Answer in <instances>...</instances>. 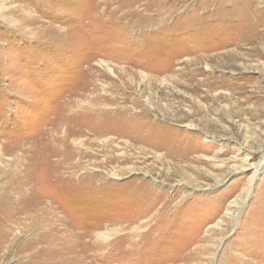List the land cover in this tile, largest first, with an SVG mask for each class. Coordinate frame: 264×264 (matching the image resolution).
I'll use <instances>...</instances> for the list:
<instances>
[{
    "label": "rangeland",
    "instance_id": "1",
    "mask_svg": "<svg viewBox=\"0 0 264 264\" xmlns=\"http://www.w3.org/2000/svg\"><path fill=\"white\" fill-rule=\"evenodd\" d=\"M66 104L98 174L68 190ZM61 260L264 264V0H0V264Z\"/></svg>",
    "mask_w": 264,
    "mask_h": 264
},
{
    "label": "bare ground",
    "instance_id": "2",
    "mask_svg": "<svg viewBox=\"0 0 264 264\" xmlns=\"http://www.w3.org/2000/svg\"><path fill=\"white\" fill-rule=\"evenodd\" d=\"M103 63L106 64V62H103ZM108 69L113 72V69L110 66H108ZM60 111H61L60 112L61 115L57 117V120H55L53 124L54 130H52V132L49 133V138H47L51 149L47 153H44V151L42 153L45 154L47 159L50 158L47 162L48 170H50L48 171L49 175L48 173L46 175L47 179L50 182L59 184L68 190L69 189L68 187H71V185H75L74 183L76 182H82V183L84 182L86 184H89L91 180L93 181L94 179H96L95 177L98 176V174H93L92 172L94 171L90 172V166L89 164H86V163L88 160L90 161L92 158H95L97 156V152H93V151L91 152L92 149L90 150L86 149L87 151H84V149L82 150V148L80 147V144H78V142L76 141L77 136H79L80 133L82 132L80 130L82 128L80 127L79 130L73 129L72 126L69 127L68 123H66L68 119H70L71 121L72 117L74 119L75 117L78 118L77 115L79 113L77 114L75 112V106L66 104L64 107H62ZM64 125H67L68 128H66L64 131H61ZM105 126L106 128L105 130H103V133L105 132L110 133V131L112 132V128H109L108 125H105ZM115 132H118L119 136H123L124 134L121 130H116ZM85 159H88V160L86 161ZM18 180L20 181V179ZM24 185H27V184L25 183ZM24 185L23 187L19 188L17 195L15 194L16 189L14 190L15 192L12 193V195L15 194V197L21 198L22 202L21 203L19 202L20 204L14 205V206L9 203L10 205H12V206L8 205L10 209H8V211L3 210L5 211L4 212L5 217L2 221L4 220L5 222L6 220L11 221V223L8 224L9 227L19 223L20 217H22V219H25L28 217V215H30L31 212L35 210L39 211L40 209L41 211H44V207L40 206L41 204L44 203V200H40V201L29 200L31 196L30 195L28 196V194L26 195L25 191H23ZM50 202L51 203L49 204L47 202L45 203L46 211L44 212V214L48 217L47 221L43 220V218L41 217L40 219H38L39 220L38 222L41 225H43L42 224L43 221H46L51 225H53L55 222H56V225H61L59 224V222H62L64 224V221H65V216H63L64 211L60 210L57 206H53L52 200H50ZM50 219L52 222L48 221ZM62 261L63 260L58 261L55 264H62Z\"/></svg>",
    "mask_w": 264,
    "mask_h": 264
}]
</instances>
